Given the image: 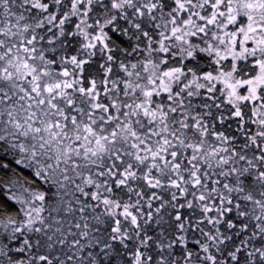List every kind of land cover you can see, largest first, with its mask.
<instances>
[{"label": "snow or ice", "instance_id": "snow-or-ice-1", "mask_svg": "<svg viewBox=\"0 0 264 264\" xmlns=\"http://www.w3.org/2000/svg\"><path fill=\"white\" fill-rule=\"evenodd\" d=\"M0 264H264V0H0Z\"/></svg>", "mask_w": 264, "mask_h": 264}]
</instances>
